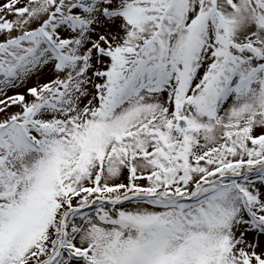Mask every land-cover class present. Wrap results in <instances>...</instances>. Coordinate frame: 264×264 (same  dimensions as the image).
<instances>
[{
    "label": "snow or ice",
    "instance_id": "6c2138e0",
    "mask_svg": "<svg viewBox=\"0 0 264 264\" xmlns=\"http://www.w3.org/2000/svg\"><path fill=\"white\" fill-rule=\"evenodd\" d=\"M0 264H264V0H0Z\"/></svg>",
    "mask_w": 264,
    "mask_h": 264
}]
</instances>
